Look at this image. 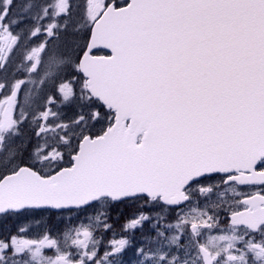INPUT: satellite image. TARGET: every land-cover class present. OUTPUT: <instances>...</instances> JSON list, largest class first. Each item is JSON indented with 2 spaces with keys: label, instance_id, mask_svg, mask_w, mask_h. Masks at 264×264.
Masks as SVG:
<instances>
[{
  "label": "snow or ice",
  "instance_id": "obj_1",
  "mask_svg": "<svg viewBox=\"0 0 264 264\" xmlns=\"http://www.w3.org/2000/svg\"><path fill=\"white\" fill-rule=\"evenodd\" d=\"M0 264H264V0H0Z\"/></svg>",
  "mask_w": 264,
  "mask_h": 264
},
{
  "label": "trees",
  "instance_id": "obj_2",
  "mask_svg": "<svg viewBox=\"0 0 264 264\" xmlns=\"http://www.w3.org/2000/svg\"><path fill=\"white\" fill-rule=\"evenodd\" d=\"M77 2H80V0H77Z\"/></svg>",
  "mask_w": 264,
  "mask_h": 264
}]
</instances>
